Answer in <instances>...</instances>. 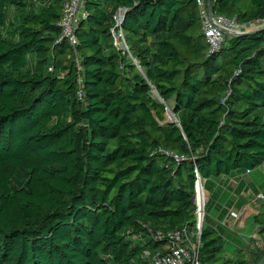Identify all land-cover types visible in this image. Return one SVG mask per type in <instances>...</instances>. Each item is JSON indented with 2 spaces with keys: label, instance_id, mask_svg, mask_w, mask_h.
I'll list each match as a JSON object with an SVG mask.
<instances>
[{
  "label": "trees",
  "instance_id": "16d2710c",
  "mask_svg": "<svg viewBox=\"0 0 264 264\" xmlns=\"http://www.w3.org/2000/svg\"><path fill=\"white\" fill-rule=\"evenodd\" d=\"M63 4L0 0V264H144L195 226L196 167L201 264L257 263L250 244L228 257L222 188L264 165V25L212 51L196 0H84L73 47ZM213 7L264 21V0ZM120 9L131 54L115 43Z\"/></svg>",
  "mask_w": 264,
  "mask_h": 264
},
{
  "label": "built area",
  "instance_id": "2783aa9c",
  "mask_svg": "<svg viewBox=\"0 0 264 264\" xmlns=\"http://www.w3.org/2000/svg\"><path fill=\"white\" fill-rule=\"evenodd\" d=\"M216 0H196L199 15L202 24V31L210 50L219 49L228 38L226 31L245 32L264 25L263 20L251 22L248 24H239L235 19L227 17L214 11V3ZM213 7V12H211ZM124 9H120L115 15V21L118 26L113 30L115 43L118 47L124 49L131 54L129 46L125 41V31L121 27L124 19ZM87 12L84 8V0H64L62 17L59 22L61 28V38L67 40L71 46L76 47L78 37L76 28L80 19L86 18ZM138 64V62H136ZM79 64V63H78ZM80 67V64H79ZM138 67H142L138 64ZM81 84V79H79ZM83 97V91L78 92ZM179 162L184 159L183 156L168 152ZM195 188H196V224L193 228H178L167 233V239L161 248L154 254L146 251L142 258L144 264H201L200 249L202 246V233L205 226L206 204L208 202L207 190L205 189L206 178L202 176L199 169L195 168ZM201 196L203 197V206H201Z\"/></svg>",
  "mask_w": 264,
  "mask_h": 264
},
{
  "label": "rangeland",
  "instance_id": "374dc122",
  "mask_svg": "<svg viewBox=\"0 0 264 264\" xmlns=\"http://www.w3.org/2000/svg\"><path fill=\"white\" fill-rule=\"evenodd\" d=\"M77 62L79 64L81 62L79 54L77 55ZM171 117L172 111L169 110L166 116V122L170 121L172 119ZM262 170L258 169L250 175L246 173V175L248 174L246 180H251L254 186H249L250 183H248L246 187V184L243 187H239V179L241 178L239 176L228 180L230 181V188L227 189V186H223L222 188L228 195L223 205L227 211L223 223H227V228L235 234L228 233L226 236L229 240H236L238 238L236 240L238 246L231 244L230 256L228 257L230 259H236L239 249L250 244V248L262 257L257 263H253L250 259V252L246 251L248 254L245 258L249 264H264V235H260L262 234L261 231L263 230L262 227H264V222H258L256 220L258 216L264 218V186L261 184L260 187H257L256 185L259 178L264 175V165L262 166ZM206 195L209 200L210 192L207 191ZM237 199L244 202L245 205L242 208L237 206ZM212 211H214V208ZM212 222H215V219H212ZM218 223L220 224V222ZM215 224H217V222H215ZM143 263H145V261Z\"/></svg>",
  "mask_w": 264,
  "mask_h": 264
},
{
  "label": "crops",
  "instance_id": "0c3cea01",
  "mask_svg": "<svg viewBox=\"0 0 264 264\" xmlns=\"http://www.w3.org/2000/svg\"><path fill=\"white\" fill-rule=\"evenodd\" d=\"M262 171H263V170H262ZM251 174H252V173H251ZM247 175H248V174H247ZM247 175L244 174V173L238 172V173L235 174L234 178L240 176L241 178H240L239 180H240V182L243 181V182L246 183L245 187L248 185V183H250L249 186H254L253 183H251V180H248V181L246 180ZM249 175H250V174H249ZM224 182H225V180H224ZM224 182H223V183H224ZM229 183H230V181H229ZM261 184H262V183H257V182H256L257 187H260ZM223 224H224V223H223Z\"/></svg>",
  "mask_w": 264,
  "mask_h": 264
},
{
  "label": "water",
  "instance_id": "95a60500",
  "mask_svg": "<svg viewBox=\"0 0 264 264\" xmlns=\"http://www.w3.org/2000/svg\"><path fill=\"white\" fill-rule=\"evenodd\" d=\"M211 12H213V7H211ZM227 34L229 35H239V34H242V32H230V31H226ZM154 91L156 92V90L154 89ZM172 119L168 122H173L176 120L175 116H174V113L172 112ZM174 118V119H173Z\"/></svg>",
  "mask_w": 264,
  "mask_h": 264
},
{
  "label": "bare ground",
  "instance_id": "6f19581e",
  "mask_svg": "<svg viewBox=\"0 0 264 264\" xmlns=\"http://www.w3.org/2000/svg\"><path fill=\"white\" fill-rule=\"evenodd\" d=\"M201 206H203V197L201 196Z\"/></svg>",
  "mask_w": 264,
  "mask_h": 264
}]
</instances>
